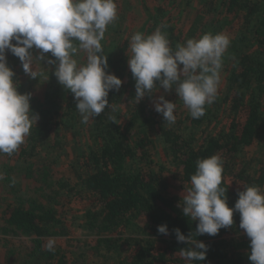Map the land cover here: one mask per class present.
Here are the masks:
<instances>
[{"label": "trees", "instance_id": "obj_1", "mask_svg": "<svg viewBox=\"0 0 264 264\" xmlns=\"http://www.w3.org/2000/svg\"><path fill=\"white\" fill-rule=\"evenodd\" d=\"M196 1L197 15L188 30L192 37L209 31L228 35L230 27L235 26L236 32L229 37V51L224 54L231 66L226 88L206 106L204 116L194 119L188 110L185 117L179 116L178 121L161 130L155 129L153 117L149 116L148 96L138 104L134 99L133 76L128 81L120 78V89L109 91V107L85 124L75 107L74 94L55 77L54 65H48L45 59L34 66L38 72L48 74V84L44 85L43 94H39L19 58L6 52L18 91L31 94L30 107L38 117L16 152L0 153V173L4 174L8 192L16 196L15 201L2 209L1 231L21 233L34 240L30 257L19 264H189L180 251L191 245L177 241L176 228L185 236L192 233L193 239L208 246L206 259L191 264H251L250 241L239 228V213L233 215V226L221 228L217 235L197 236L198 221L183 215L178 207L183 198L171 192L172 182L164 175L169 169L163 157L179 171L180 187L187 191L196 161L219 154L224 161L221 187L226 189L229 207H234L243 185L264 188V0ZM175 2L158 6L154 17L157 22L152 26L168 25L165 31L173 48L186 41L170 24L173 15L168 6L177 8ZM130 26L121 30L124 38L121 40L110 35L112 27L107 28L102 45L109 74H113L112 69L128 49L129 37L138 25L130 23ZM32 52L34 56L38 54L36 49ZM81 55L84 59V54ZM46 58H52L51 54H46ZM125 98L130 102L129 110L120 113L118 108ZM73 120L77 140L68 155L74 159L75 181H55L49 167H39L36 172V160L44 152L50 154L54 147L50 145L53 135L59 136V129ZM186 120L199 132L186 134ZM19 173L31 179L35 196L18 193L19 181L15 176ZM86 195L95 197L96 203L72 219L73 222L81 219L94 237L84 244L85 252L72 259L55 247L48 251L45 247L48 238L70 234L65 219L70 216H66L67 198ZM136 222L143 223L137 226L142 231L138 241L129 233L136 228ZM160 225H167L168 235L158 232ZM86 251L92 253L88 261Z\"/></svg>", "mask_w": 264, "mask_h": 264}, {"label": "clouds", "instance_id": "obj_2", "mask_svg": "<svg viewBox=\"0 0 264 264\" xmlns=\"http://www.w3.org/2000/svg\"><path fill=\"white\" fill-rule=\"evenodd\" d=\"M117 19L116 0H0V153L16 152L38 119L30 107L31 94L18 91L6 52L19 58L24 73L32 79L42 75L34 67L40 61L47 59L48 65H54L55 77L74 94L81 123L86 124L109 107V91H118L122 85L120 78L106 71L102 45L108 26ZM167 27L161 24L150 34L137 31L130 37L127 55L135 80L134 99L138 104L145 96L152 97L157 86L164 93L174 90L191 117L199 119L217 98L230 38L209 31L173 48ZM33 49L38 50L35 56ZM48 53L52 58H46ZM80 53L83 62L77 58ZM153 103L164 121L175 123L174 102L160 95ZM223 164L219 154L198 159L190 176L191 187L178 207L184 216L198 221L197 236H215L221 228L233 226V215L238 212L239 228L250 241L248 259L251 264H264V188L243 185L234 207H229L226 189L221 187ZM158 232L168 235L167 225L158 226ZM174 233L178 242L191 245L180 251L189 264L206 259L204 242L193 239L192 233L185 236L179 228ZM45 247L53 251L55 238H49Z\"/></svg>", "mask_w": 264, "mask_h": 264}, {"label": "rangeland", "instance_id": "obj_3", "mask_svg": "<svg viewBox=\"0 0 264 264\" xmlns=\"http://www.w3.org/2000/svg\"><path fill=\"white\" fill-rule=\"evenodd\" d=\"M118 1V19H121V24L118 19L110 24L109 26L112 27L110 31V35L113 37H118L120 40L124 39L122 37L123 29H130V23H135L136 26L132 34L139 31L145 34L152 33L156 27H152L154 22V17L157 16V9L158 6L162 3H167L171 0H117ZM175 5L177 8L172 7V5L168 6V8L172 12V19L171 25H174L180 33L183 34V38L185 40L194 38L191 36L190 32H188L192 21L196 18V0H175ZM183 1V2H182ZM121 16V17H120ZM160 22L164 23L163 20ZM145 25L142 28V25ZM161 25L158 23L157 26ZM235 26L230 27L229 29V37H232V34L236 32L234 31ZM150 29V30H149ZM129 35V33H128ZM131 37V36H130ZM129 37V38H130ZM130 40V39H129ZM119 43V42H118ZM184 43V42H181ZM119 46V45H118ZM229 48L227 49V52ZM129 48L121 55L122 58L118 62L116 68L112 69V73L115 74L118 78H122L125 81H128V78L132 76L130 68L128 66V55ZM79 54L77 57L81 62H83V56ZM130 54V53H129ZM231 67L228 65L227 55L223 57V67L221 70V81L218 87V93L222 94V91L226 88V77L229 74L228 68ZM118 68V69H117ZM230 69V68H229ZM107 71V69H106ZM108 72V71H107ZM109 73V72H108ZM48 74L46 72L42 73L39 78L34 79V90L39 93L43 94L44 88L47 81ZM160 95H164L165 99L174 102L176 104V108L174 110V115L176 116V121H178L179 116L185 117L188 109L184 106L183 101L176 96L175 91L172 90L169 93H164L163 89H160L158 86L153 89L152 97H147L149 99L148 106L150 107V114L153 117L152 122L155 124V129L161 130V127L165 126L168 123L164 121L162 114L157 113L154 108L153 101L158 99ZM130 102L125 98L121 104L119 105V112L124 113L129 110ZM225 106V105H223ZM123 116V115H122ZM186 124L188 128L185 130L187 133H198L199 130L195 126H191L189 120H186ZM77 126L73 121L59 129V136L53 135L50 145L54 144L53 149L51 148L50 154L43 153V157L41 159L36 160V172L39 171V167H46L50 168L52 172V178L56 181L59 179H64L68 181H75V177L73 174V166L72 162V155H68L70 148L74 146V143L77 140L75 137V132ZM133 134V132H131ZM74 137V138H73ZM69 150V151H68ZM155 156L158 157L159 155L156 154ZM167 168L169 169L164 173V175L172 182L171 192L177 195L183 196L186 194V189L181 188L179 176L177 174L179 171L173 167L166 158L163 157ZM11 161H9L10 163ZM177 176V177H176ZM15 178L19 181L17 185L19 189V194H24L25 196L36 195L34 190L35 185L31 182V179H27L24 174H17ZM178 178V179H177ZM8 186L5 183V180H0V195L2 200V206H0V217L2 213V209L6 207L7 203H12L16 200V196L13 193L8 192ZM183 201V199H182ZM96 203L95 197H90L88 195L83 196L82 198H76L74 196H70L67 198L66 208L68 212H66V222L70 227V234L68 237H51L55 238V249L62 251V253H66L67 257H72V259H76L81 251L83 250L84 244L86 245L87 242H90L94 237H92L84 222L81 219L72 221L73 216L77 217L85 212L87 209L90 208L93 204ZM183 205V204H182ZM1 219V218H0ZM69 219V220H68ZM143 224L142 222H136V228L130 230V234L133 235L135 240L142 238V231L137 228L138 225ZM0 227L2 224L0 223ZM49 239V238H48ZM34 247V240L29 237L25 236L21 233H14L10 232L4 234L0 228V264H19L23 262L25 259L30 257V253L33 251ZM85 252V251H84ZM27 255V256H26ZM80 256V255H79ZM92 253L90 251H86V260L92 259ZM72 262L71 260H69Z\"/></svg>", "mask_w": 264, "mask_h": 264}]
</instances>
